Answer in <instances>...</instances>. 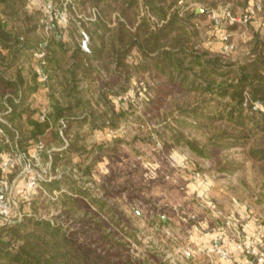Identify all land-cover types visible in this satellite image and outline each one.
<instances>
[{
	"label": "trees",
	"instance_id": "obj_1",
	"mask_svg": "<svg viewBox=\"0 0 264 264\" xmlns=\"http://www.w3.org/2000/svg\"><path fill=\"white\" fill-rule=\"evenodd\" d=\"M198 1L216 5L213 0ZM110 2L118 7H111ZM179 2L182 0H81L82 5L103 4V16L89 25L76 20L64 26L54 24L52 35L66 31L69 41L56 36L44 45L38 36L43 3L33 8L31 0H0V107L4 111L0 117L7 121L0 120V160L12 150L26 151L30 141H42L44 158L51 159L53 170L58 168L57 161L76 150L80 137L74 134L67 147L51 151L46 136L63 144L61 128L66 136L72 128L116 129L123 113H115L112 100L146 76L160 80L158 86L191 98L177 107L191 122L180 119L176 123L215 129L210 145L246 149L249 159L264 170V114L249 113L242 106L245 94L264 104V34L252 25L241 26L250 28L245 51L230 57L219 51V36L238 25L222 21L211 34L217 50L210 51V44L193 40L199 32L190 23L205 13L198 14L189 5L179 7ZM116 9L119 17L110 27L105 17ZM81 29L89 37L88 51L82 48V41L76 42V37L83 38ZM40 49L46 52L48 70L44 72L51 102L44 121L34 117L30 106L39 84L29 64ZM172 139L196 157L210 158L209 145H201L179 130ZM219 170L230 172L225 167ZM60 183L59 179L41 182L49 191L58 190ZM35 192L30 191L22 202L32 207L39 198H34ZM60 199L62 209L51 217L22 213L19 205L21 220L0 226V264H169L156 253L134 257L131 246L140 244L135 229L122 227L102 198L77 186ZM78 215L80 227L74 229L69 219Z\"/></svg>",
	"mask_w": 264,
	"mask_h": 264
},
{
	"label": "rangeland",
	"instance_id": "obj_2",
	"mask_svg": "<svg viewBox=\"0 0 264 264\" xmlns=\"http://www.w3.org/2000/svg\"><path fill=\"white\" fill-rule=\"evenodd\" d=\"M44 1L31 0L29 5L35 8L33 5L37 7ZM71 1L78 14H87L91 8H96L103 16V4L96 7L82 5L81 0ZM165 1L169 3L171 0ZM213 1L216 2L215 7H211L209 1L182 0L178 3L179 7L189 5L191 9L198 10V14L205 13L190 23L196 24L199 32L193 40L199 45L210 44V51L217 50V43L211 37L208 12L228 7L236 14L247 5V0ZM114 5L118 7V4L110 2L111 7ZM118 13L116 9L105 18L111 20ZM72 20L90 24L75 18ZM249 29L238 25L229 30L237 47V52L230 57L241 56L245 51ZM51 30H46L42 19L38 36L44 45L56 36L68 43L66 31L52 35ZM81 41L83 38L81 40L76 37L77 43ZM40 50L45 56L46 52ZM37 51L31 56L29 64L36 75ZM29 65L27 63L24 67ZM46 69L48 70V66L45 64V72ZM141 80L142 83L133 82L124 95L112 100L115 113H123L116 129L89 131L87 127L77 130L72 128L66 136L61 128L59 135L65 141L63 144L58 143L50 134L46 136L52 147L51 151L67 147V144L74 141V134L80 137L76 150L57 161L58 168L54 170L51 159L47 160L41 155L42 167L37 170L46 179L48 176L52 177L51 181L59 179L61 183L58 190L49 191L40 182L34 193V198H39L29 207L28 202L23 203L21 200L28 197L29 192L26 193L21 188L20 169L14 167L3 172V176L13 185L12 196L17 207L22 205V213L37 217L57 215L62 209L60 196L78 186L91 195L102 198L105 208L111 209L110 212L115 215L116 220L121 221L122 227L135 229V236L140 244L127 239L129 243H133L131 249L134 257L151 252L162 256L169 264H222L223 261L210 250L216 246L222 247V241L226 237L229 246L224 248L234 251L231 260L235 255H240L243 260L241 262H244V255L237 249V243L231 242V237L235 224L245 237H260L264 246V225L261 221L264 216V170L261 164L249 159L246 149H220L210 145V136L215 131L213 128H193L176 123L180 119L191 122V119L184 118L177 109L191 98L183 96L177 90L158 86L160 80H155L156 83L146 76H142ZM36 81L39 86L30 98V106L35 112L34 117L38 118L42 111L49 113L51 102L49 80L42 84L36 76ZM3 112L0 107V115ZM0 120L7 123L2 117ZM177 130L201 145H209L210 158H198L187 148L176 145L172 135ZM33 145L30 141L27 150ZM224 167L230 172L219 170ZM256 199L259 202L255 203ZM64 218L65 216L62 217ZM80 219V215L73 216L69 223L73 224L74 229H79ZM247 221H252L254 225L249 235L244 228ZM217 226L221 233L217 232ZM189 257L192 260L189 261Z\"/></svg>",
	"mask_w": 264,
	"mask_h": 264
},
{
	"label": "built area",
	"instance_id": "obj_3",
	"mask_svg": "<svg viewBox=\"0 0 264 264\" xmlns=\"http://www.w3.org/2000/svg\"><path fill=\"white\" fill-rule=\"evenodd\" d=\"M263 12L264 0H247L246 7L236 14L228 7H223L218 10H210L208 12V19L213 26L212 32L217 30L223 21L226 25L236 24L243 27L252 25L260 29L264 34ZM100 17V12L96 8H91L87 14H78L71 0H45L42 5V19L46 24V30H51L54 24L66 25L72 18L92 24ZM118 17V14L114 15L113 18L108 21V26H114ZM207 34L210 33L208 32ZM219 37V51L224 55H232L236 51L232 33L223 30ZM35 58L38 61V69L36 70L37 77L42 84H46L48 77L44 72V52L41 50L37 51L35 53ZM242 106L249 113L264 114V104L259 101H251L247 94L244 96ZM38 119L39 121H44L46 119V111H42L38 115ZM1 132L2 130L0 129V133ZM44 151V143L42 141H37L26 151L12 150L1 157L0 226L14 221H20L22 218V214L12 196L13 185L7 177L3 176V172H7L10 168H19L22 190L26 193L35 191L39 187L40 182H50L52 180L51 176H48L46 179V176L41 175L37 170L42 167L41 155ZM261 221L264 225V217H262ZM233 230L231 242L237 243V249H239L240 254H243L245 258L244 262L241 264H264V246L260 237L257 239L245 237L235 224ZM210 251L216 253L223 262L230 261L234 253L233 250H227L221 246H216L215 249H211Z\"/></svg>",
	"mask_w": 264,
	"mask_h": 264
},
{
	"label": "crops",
	"instance_id": "obj_4",
	"mask_svg": "<svg viewBox=\"0 0 264 264\" xmlns=\"http://www.w3.org/2000/svg\"><path fill=\"white\" fill-rule=\"evenodd\" d=\"M249 212H250V211H249ZM247 217H248V216H247ZM253 226H254V225H253L252 221H247L246 224L244 225V228L247 229L248 235H249V233H251V232H249V231L251 230V228H252V229L254 228ZM216 229H217V232L221 233V232H220L221 230L218 228V226L216 227ZM245 229H243V230H245ZM217 232H215V234H216ZM247 232L244 231L245 234H246ZM250 235H251V234H250ZM228 246H229V244H228V242H227V240H226V237H224V239H223V241H222V247L224 248V247H228ZM241 261H243L242 258H241V256H240V255H235V257L233 258V260H231V261H226V262H222V264H241V263H243V262H241Z\"/></svg>",
	"mask_w": 264,
	"mask_h": 264
},
{
	"label": "water",
	"instance_id": "obj_5",
	"mask_svg": "<svg viewBox=\"0 0 264 264\" xmlns=\"http://www.w3.org/2000/svg\"><path fill=\"white\" fill-rule=\"evenodd\" d=\"M196 13H199V11L196 10ZM80 33H81L82 36H83L82 48H83L85 51H88L89 37L85 34V32H84L82 29L80 30Z\"/></svg>",
	"mask_w": 264,
	"mask_h": 264
}]
</instances>
